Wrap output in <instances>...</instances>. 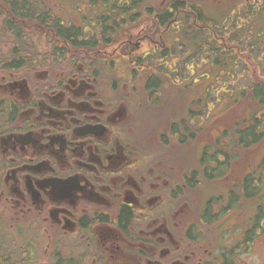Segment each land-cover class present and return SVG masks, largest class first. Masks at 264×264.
<instances>
[{
  "label": "flooded vegetation",
  "instance_id": "obj_1",
  "mask_svg": "<svg viewBox=\"0 0 264 264\" xmlns=\"http://www.w3.org/2000/svg\"><path fill=\"white\" fill-rule=\"evenodd\" d=\"M186 2L97 1L77 34L48 31L37 55L0 69V264H260L243 259L264 237L244 173L211 165L200 203L182 167L187 118L217 119L194 74L219 38ZM199 32L207 43L188 42Z\"/></svg>",
  "mask_w": 264,
  "mask_h": 264
},
{
  "label": "trees",
  "instance_id": "obj_2",
  "mask_svg": "<svg viewBox=\"0 0 264 264\" xmlns=\"http://www.w3.org/2000/svg\"><path fill=\"white\" fill-rule=\"evenodd\" d=\"M240 1L249 8L255 4L254 0ZM46 3V0H0V69L8 68L9 63L14 60L30 59L37 55L39 49L35 39H38V43L42 40L49 43L48 38L52 33L48 31L59 30L58 36L77 34L72 32L76 29L74 24L70 26V32L65 31L64 20L53 15ZM260 9L261 14H264V0ZM245 31L246 39H258V31L254 29V25H249ZM234 44L230 37L226 52L228 76H235L229 71L230 65L241 58L249 66L251 82L240 94L231 93L229 97L233 107L242 102L244 108L242 111H228V116L217 118L209 127L198 123L193 125L191 118H187L185 127L187 136L194 137L195 142L190 145L188 140L185 141L184 144L193 149L192 152L189 149L182 150L185 163L184 165L182 162V167L187 171L190 167H195V173L204 188L200 194V203H204L203 200L207 197L205 189L210 186L209 181L217 177L210 174V166L215 163L219 166L227 164L229 170L232 168L234 172H243L244 188L252 190L249 197L261 195L264 186V75L260 73V67L251 58V54L241 52ZM223 52L219 45L217 49L213 47L212 53L216 55V60H221ZM228 117L231 119L227 123L228 128L223 130L221 125L225 124ZM221 157L227 161L222 162ZM248 194L246 192L245 197ZM260 204L264 205L263 199Z\"/></svg>",
  "mask_w": 264,
  "mask_h": 264
},
{
  "label": "rangeland",
  "instance_id": "obj_3",
  "mask_svg": "<svg viewBox=\"0 0 264 264\" xmlns=\"http://www.w3.org/2000/svg\"><path fill=\"white\" fill-rule=\"evenodd\" d=\"M226 1L229 0H222L221 2H217L214 3L215 6L216 5H222L224 4L226 7ZM47 2V6L51 8L52 10V14L56 15L57 17H61L62 19H64V21H71L73 20L75 22V24L79 25L81 23V20L84 21H88L90 20L92 17L95 16V14H97L96 9H95V5H92V0H67L66 2L63 3V10L60 9V5H56L54 4L55 0H46ZM98 2L100 3L101 0H98ZM59 4H61L60 2H58ZM214 7V6H212ZM231 7L229 9V11H231ZM248 10V9H247ZM251 10V14H254L256 12V7H252L250 8ZM244 9L241 10V12L236 11L235 15H230L231 17L228 18V20L225 22V26H228L229 31H232L234 29V25L235 23H237V18L238 21L240 22L241 19H243V21L246 18V14L244 13ZM239 14V15H238ZM257 28H260L262 30V28L264 27V20H260V18L257 19ZM264 35V34H263ZM235 37L237 38L238 35L235 34ZM249 44V42H245L244 40L241 42L242 48L243 49H248L246 48V46L244 44ZM253 59L258 63L259 67H260V73L262 75H264V39L261 40V43L258 44L253 50H249ZM225 57V56H224ZM228 58V55H227ZM206 70L202 71V72H198V76L201 77V79L197 80L196 82H194V84L197 86V90L199 92L200 95L203 94L204 92V88L211 86V84H213L214 86H212L213 88H215V86H217L218 88L221 87L219 86L220 83H218V79H217V75H219V71L218 69H220L217 65L215 66H210L208 68V64L204 65ZM230 72L233 73V75H235L234 78H232V75L228 73L226 74V78L224 80V83H226L223 87V89H227L228 90V98L227 99H221V101H217L216 104H212L211 107V111L210 112V118L214 119L215 117L219 116L221 111H223L222 113H225V111H242V108H244V105L242 102L239 103V105H235L234 104V108L238 107L236 110H230L228 109L229 107H233L232 101L229 100L230 97L229 95L231 93H233L234 95H238L242 92L243 88H247L250 85V78H249V66L248 64L243 61L241 58H238L236 60H234V63L230 65ZM185 68L183 67V70ZM184 72H187V70H185ZM195 75V74H194ZM197 76V75H196ZM219 78V77H218ZM196 86H192V88H195ZM216 90V89H215ZM216 93H218V91H216ZM222 94V92L219 93V96ZM223 94H225L223 92ZM212 98L214 100V102L216 101L217 97L215 96V91H212ZM230 117H228V119L225 121V126L228 128V122L230 121ZM263 191H264V186H263ZM263 235H264V229H263ZM257 241L251 246L248 252H246L243 255V259L245 261H250V263H252V261H255V263L259 262L260 264H262L264 262V250H262L263 248V243H264V237L261 238H257Z\"/></svg>",
  "mask_w": 264,
  "mask_h": 264
}]
</instances>
